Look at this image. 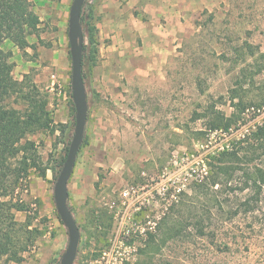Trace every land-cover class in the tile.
Returning a JSON list of instances; mask_svg holds the SVG:
<instances>
[{
    "label": "rangeland",
    "instance_id": "374dc122",
    "mask_svg": "<svg viewBox=\"0 0 264 264\" xmlns=\"http://www.w3.org/2000/svg\"><path fill=\"white\" fill-rule=\"evenodd\" d=\"M29 1L41 17L38 36L30 37L26 53L11 41L3 47L13 51L15 76L22 79L29 73L48 95L57 129L30 136L48 169L45 176L34 170L21 196L39 207L35 223L45 234L21 264H60L69 233L54 190L76 126L68 35L73 0ZM87 2L95 6V18L100 17L97 0ZM189 2V25L175 21L168 41L150 35L115 40L108 26L94 21L101 33L99 56L96 66L87 60L84 66L88 118L68 186L69 206L81 231L75 264H136L171 206L180 210L183 224L192 211L197 218L212 211L210 223L219 225L218 238L182 237L161 252H149L151 264H264V182L255 193L242 189L244 174L236 176L234 190H229L234 194L230 217L227 194L217 209L210 199L213 191L206 196V189L192 190L205 174L207 155L226 139L236 145L264 122V109L246 111L224 138L196 119L208 105L231 113L238 70L232 62L234 46L249 42L264 51V0ZM263 78L245 86L248 100L256 97ZM259 163L264 169V161ZM245 198L252 200L254 210L237 209ZM25 217L18 213L20 220Z\"/></svg>",
    "mask_w": 264,
    "mask_h": 264
},
{
    "label": "trees",
    "instance_id": "16d2710c",
    "mask_svg": "<svg viewBox=\"0 0 264 264\" xmlns=\"http://www.w3.org/2000/svg\"><path fill=\"white\" fill-rule=\"evenodd\" d=\"M87 1L81 17L86 37L83 66L87 60L93 68L97 64L100 43L99 28L94 21L100 17L95 18V6L87 5ZM41 23V17L31 1L0 0V264L23 263L25 254L45 234V229L35 223L40 217L39 207L35 208L34 202L25 200L21 195L34 170H38L40 176H45L48 169L42 160L37 141L30 136L38 132L54 133L57 125L49 109L48 95L29 73L22 79L15 76L13 51L3 47L5 41H11L26 53V48L31 46L30 37L38 36ZM233 52L232 62L238 70L236 87L231 88V113L227 114L214 104L206 106L203 113L196 117L205 122L206 130L220 132L224 138L231 134L233 126L241 123L246 111L264 109V78L256 85L254 99L248 100L247 94L242 92L248 83L255 84L257 77L264 75V51L257 45L245 42L235 45ZM83 75L86 82L85 69ZM219 148L217 152L206 156L205 174L192 187L194 192L202 193L206 189V196L208 190L213 191L215 194L212 192L210 199L216 200L217 209L223 207L222 198L225 194L230 198L228 202H231L234 194L229 190H234L233 183L239 173L245 175L243 190L252 188L255 193L261 192L264 169L259 161H264V122L258 124L250 134H244L236 145L226 139ZM224 186L225 193L222 192ZM175 200L173 202L178 199ZM251 201L250 198L241 200L237 209L254 210ZM229 205L230 217L234 207L232 202ZM171 209L169 214L161 218V224L156 227L158 232L149 234L150 239L141 249L142 255L136 264H151L149 252H161L172 242L190 234L202 238H218L219 225L213 227L210 223L213 219L212 211H208L209 215L203 213L201 218L192 217V211L183 224L178 214L180 210L173 206ZM19 212L25 214L24 220L18 218Z\"/></svg>",
    "mask_w": 264,
    "mask_h": 264
},
{
    "label": "water",
    "instance_id": "95a60500",
    "mask_svg": "<svg viewBox=\"0 0 264 264\" xmlns=\"http://www.w3.org/2000/svg\"><path fill=\"white\" fill-rule=\"evenodd\" d=\"M86 0H73L69 18V43L72 56V97L74 100L75 133L70 143L67 158L55 184L54 198L59 215L67 226L69 243L60 264H75L78 256L81 231L69 206V180L73 173L78 153L82 146L88 118V92L83 75L85 30L81 21Z\"/></svg>",
    "mask_w": 264,
    "mask_h": 264
},
{
    "label": "crops",
    "instance_id": "0c3cea01",
    "mask_svg": "<svg viewBox=\"0 0 264 264\" xmlns=\"http://www.w3.org/2000/svg\"><path fill=\"white\" fill-rule=\"evenodd\" d=\"M189 1L97 0V9L100 15L99 23L108 26L107 32L109 34L114 32L112 37L115 40L132 37L133 35L143 38L150 35L155 39H161L164 36L168 41V38L174 32L173 24L175 21L177 24H182V26L189 25ZM116 48L119 47L116 46Z\"/></svg>",
    "mask_w": 264,
    "mask_h": 264
},
{
    "label": "built area",
    "instance_id": "2783aa9c",
    "mask_svg": "<svg viewBox=\"0 0 264 264\" xmlns=\"http://www.w3.org/2000/svg\"><path fill=\"white\" fill-rule=\"evenodd\" d=\"M123 194H124L125 197L128 196V192L127 191H124Z\"/></svg>",
    "mask_w": 264,
    "mask_h": 264
}]
</instances>
